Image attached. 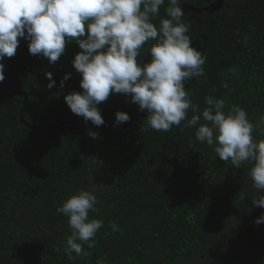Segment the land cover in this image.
Masks as SVG:
<instances>
[{"label": "trees", "instance_id": "obj_1", "mask_svg": "<svg viewBox=\"0 0 264 264\" xmlns=\"http://www.w3.org/2000/svg\"><path fill=\"white\" fill-rule=\"evenodd\" d=\"M215 1L0 0V92L34 127L99 115ZM24 99H0V264H264V0L187 12L105 119L33 131Z\"/></svg>", "mask_w": 264, "mask_h": 264}, {"label": "water", "instance_id": "obj_2", "mask_svg": "<svg viewBox=\"0 0 264 264\" xmlns=\"http://www.w3.org/2000/svg\"><path fill=\"white\" fill-rule=\"evenodd\" d=\"M224 3V0H216L212 5H210L209 7L206 8H195L192 4H183L181 9L178 10L175 22L171 28V31L169 33H167L161 40V42L159 43V45L154 48L149 54L148 56L144 59V61L142 62L140 69L137 73V77L135 79V83L133 88L131 89V91L124 97L122 98L119 102H117L110 110L103 112L99 115L96 116H92V117H87L84 119H79V120H74L68 123H61V124H53V125H48V126H43V127H34L31 124L27 123L25 121V109H26V105H27V101H28V94L27 93H20V92H16L14 90H3L0 92V99H3L4 97H6L8 94H13V95H19V96H23L24 102L22 105V110H21V114H20V121L22 124H24L28 129L33 130V131H45V130H52V129H57V128H61L67 125H74V124H78V123H84V122H90V121H98V120H102L105 119L109 116H111L113 113L117 112L119 107L121 105H123L127 100H129L130 98H132L134 96V94L137 91V87H138V83L139 80L141 78V75L143 74V72L145 71V69L148 67L149 63L151 62L153 56L155 55V53L158 51V49L160 47H162L171 37L173 36H177V30L178 27L181 23L182 17L187 13H194V14H198V15H202V14H210L213 13L217 10H219L222 5ZM0 34L9 39L10 41H12L15 44V50L7 55L6 57L2 58L0 60V64L5 62L6 60H8L9 58H11L17 51H18V44L15 40L9 38L8 36H6L5 34L1 33ZM195 44H193L191 47H194Z\"/></svg>", "mask_w": 264, "mask_h": 264}]
</instances>
